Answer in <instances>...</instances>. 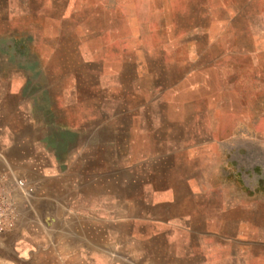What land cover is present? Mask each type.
Segmentation results:
<instances>
[{
  "label": "rangeland",
  "instance_id": "1",
  "mask_svg": "<svg viewBox=\"0 0 264 264\" xmlns=\"http://www.w3.org/2000/svg\"><path fill=\"white\" fill-rule=\"evenodd\" d=\"M241 118L264 133V0H0V159L34 136L53 150L35 175L0 164L21 203L52 185L30 224L42 264L111 232L124 258L126 232L153 230L194 153L224 150L206 141Z\"/></svg>",
  "mask_w": 264,
  "mask_h": 264
},
{
  "label": "crops",
  "instance_id": "2",
  "mask_svg": "<svg viewBox=\"0 0 264 264\" xmlns=\"http://www.w3.org/2000/svg\"><path fill=\"white\" fill-rule=\"evenodd\" d=\"M236 125L244 134L231 132L225 140L211 136L206 141L227 143L224 150L194 153L192 172L181 178L179 187L167 190L172 191L171 197L161 200L167 216L146 220L155 222L153 230L126 232L124 237L132 241L124 258L112 249L116 234L111 232L107 243L93 239L89 250L82 242L71 249L68 244L57 245L54 252L64 257L59 263H43L264 264V133L252 118L251 122L241 118ZM28 139L19 140L7 150L5 160L2 157L20 176L35 175L40 166L53 167V150L38 137ZM247 142L259 143L261 150H252L244 145ZM34 188L35 195L22 200L15 227L0 233V264H42L43 237L30 224L36 202L51 206L57 197L51 184Z\"/></svg>",
  "mask_w": 264,
  "mask_h": 264
},
{
  "label": "built area",
  "instance_id": "3",
  "mask_svg": "<svg viewBox=\"0 0 264 264\" xmlns=\"http://www.w3.org/2000/svg\"><path fill=\"white\" fill-rule=\"evenodd\" d=\"M22 194H27L24 180L0 169V232L15 224Z\"/></svg>",
  "mask_w": 264,
  "mask_h": 264
}]
</instances>
